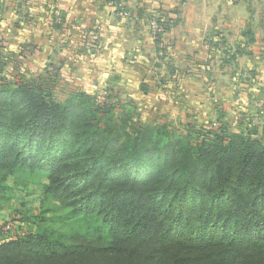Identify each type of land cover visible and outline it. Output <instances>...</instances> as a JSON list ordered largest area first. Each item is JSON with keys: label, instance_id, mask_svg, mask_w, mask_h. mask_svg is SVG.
<instances>
[{"label": "trees", "instance_id": "1", "mask_svg": "<svg viewBox=\"0 0 264 264\" xmlns=\"http://www.w3.org/2000/svg\"><path fill=\"white\" fill-rule=\"evenodd\" d=\"M50 68L1 78L0 202L16 171L45 180L0 264H264V130L141 126L83 91L59 103Z\"/></svg>", "mask_w": 264, "mask_h": 264}, {"label": "rangeland", "instance_id": "2", "mask_svg": "<svg viewBox=\"0 0 264 264\" xmlns=\"http://www.w3.org/2000/svg\"><path fill=\"white\" fill-rule=\"evenodd\" d=\"M129 1L130 4L126 0L80 3L84 14L80 18L84 22L88 20L89 24H85L87 28L97 20V12L103 8L106 13L100 22L101 27L106 31H109L107 27H114L119 34H126L122 36V59L118 57L117 65H114L110 59L112 47L107 46L106 36L104 43L99 37L96 41H88L81 31L72 33L68 30L64 32L63 38L69 40V46L60 49L53 43L40 45L36 36L54 39L56 34L41 31L30 22L28 24H32L33 33L10 32L6 26L9 20L7 11L15 8V0H0V24H4L0 25V62L5 63L0 84L1 78H5L7 82L14 76L10 74L15 66L29 77L38 76L46 68L51 70L50 67H57L59 75H50V81L54 84V99L59 103L78 91H83L93 95L98 103L111 96L107 101L113 104L116 111L123 108L133 124H167L169 129L186 133L188 126L193 124L202 128H209L214 124L217 127V121L223 117L221 120L231 132H243L250 138L261 137L264 130V75H250L247 71L242 73V69L247 70L248 67L246 59L244 62L243 59L240 60L239 67L236 59L227 53L229 48L224 46L225 42L222 51L213 60L218 59L220 68L228 70L232 75H188L184 71L187 63L175 57L172 38L168 41L172 34L175 36L177 30L184 27L181 23L183 11L180 4L170 9L164 6L163 0ZM177 1L179 3L180 0ZM188 2L186 0L187 4ZM61 3L62 0L44 2V13L53 12V20L59 25L62 23ZM23 18L27 20L28 16ZM171 21L178 23L175 25ZM79 23L81 20L74 27ZM162 23H171L167 24L168 31L161 27ZM73 35L76 39H71ZM138 41H141V46L137 45ZM147 41L151 42L149 47L144 46ZM157 41L160 42L156 43ZM220 41L218 35L213 33L207 36L202 42V55L198 51L200 48L195 50L192 63H189L190 69H187L195 73L198 67L205 65L206 60L211 57L208 52L217 49ZM20 43L26 46L19 45ZM137 48L142 50L141 55L144 57L141 63L133 57L139 55ZM50 56L52 59L48 58ZM136 58L142 60L141 56ZM131 59L133 63L123 65ZM228 61L230 62L227 63ZM124 66L138 68L142 70V75H121L115 70ZM44 180L45 177L41 174L30 175L22 170L16 171L8 181L14 198L0 202V241L13 240L33 229L23 222L21 214L25 211L24 208L21 210L20 203L36 210L38 203L32 202V197H35L36 189L42 187ZM31 193L32 197L29 198Z\"/></svg>", "mask_w": 264, "mask_h": 264}, {"label": "crops", "instance_id": "3", "mask_svg": "<svg viewBox=\"0 0 264 264\" xmlns=\"http://www.w3.org/2000/svg\"><path fill=\"white\" fill-rule=\"evenodd\" d=\"M45 1L46 0H15V8H11L7 11L9 20L11 19V21L8 20L6 26L10 32L23 31L33 33V24V27L39 28L41 31H49L56 34L54 39L50 37L45 38L42 35L36 36L35 39L40 45L43 46L47 45V43H53L54 46L60 49L68 48L69 46V40L63 38L64 32H68V30L72 33L81 31L86 35V40L88 41L90 39L91 41H96L97 37H99L101 38V42L104 43L103 39L106 36L107 46L112 47L110 59L113 64L117 65L116 60L118 57L122 59V46L124 45L122 36H126V34L124 32L119 34L114 27H107L109 31L101 27L102 25L100 22L102 17H105V9L100 8L97 12V20L93 22L91 27L87 28L85 26V24H89L88 20L84 22L83 18H80V15H84L80 3L82 5L85 2H93L95 0H62L60 4L62 23H60V25L55 24L53 12H50V14L44 13ZM126 1L130 4L129 0ZM163 1L164 6L170 9L180 4V8L183 11L181 23H183L185 30L184 27L179 28L176 35L173 36L172 34L169 38H172V43L175 45V57L187 63L186 70L184 71L188 73V75H206L207 73L212 75H232L233 73L228 70L225 71L220 68L218 59L213 60V57L216 58L218 52L220 50L222 51L224 42V46L229 48V52H232V55L235 53L234 58L238 66L241 59H243V62L246 59L248 67H246L247 70L242 69V73L247 71L250 75H264V0H189L188 4L186 0H180L179 3L177 0ZM87 13L86 11V14ZM24 16H28V19H24ZM32 17L34 19H32ZM79 20H81V23H79L77 27H74ZM29 22L32 24H28ZM0 25L4 26L3 23ZM212 33L218 35L221 41L217 49L214 48V51L208 52L211 57L206 60L205 65H201L197 68V71L194 70L195 73H192V71L187 68L190 66L189 63H192L193 54H195V50L199 48V53H203L201 49L203 46L202 42ZM32 37L34 38L33 34ZM71 39L76 38L73 35ZM25 40L31 42L28 39ZM150 44L151 42L149 43V41H147L144 46L149 47ZM19 45H24V43H20ZM137 45L141 46V41H138ZM27 46L30 47L29 45ZM136 52L139 55H134V59L138 63L143 62L144 57L141 55L142 50L137 48ZM137 56H141L142 60H137ZM48 58L52 59L51 56ZM132 61V59L130 61L127 60L123 65H130L133 63ZM232 62H234V60H232ZM115 70L120 72L121 75H142V70L138 68L132 69L129 66H124L122 69Z\"/></svg>", "mask_w": 264, "mask_h": 264}]
</instances>
